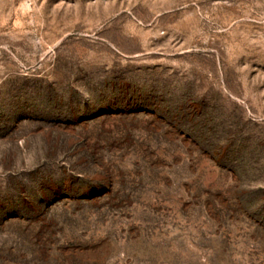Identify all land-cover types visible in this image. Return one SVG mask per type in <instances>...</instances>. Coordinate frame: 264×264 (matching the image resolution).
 Wrapping results in <instances>:
<instances>
[{"label": "rangeland", "instance_id": "rangeland-1", "mask_svg": "<svg viewBox=\"0 0 264 264\" xmlns=\"http://www.w3.org/2000/svg\"><path fill=\"white\" fill-rule=\"evenodd\" d=\"M0 264H264V0H0Z\"/></svg>", "mask_w": 264, "mask_h": 264}]
</instances>
